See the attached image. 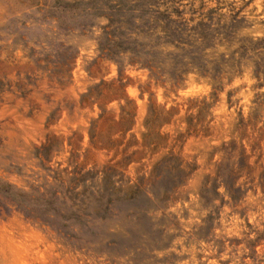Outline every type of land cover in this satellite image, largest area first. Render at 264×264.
I'll use <instances>...</instances> for the list:
<instances>
[{
  "label": "rangeland",
  "instance_id": "1",
  "mask_svg": "<svg viewBox=\"0 0 264 264\" xmlns=\"http://www.w3.org/2000/svg\"><path fill=\"white\" fill-rule=\"evenodd\" d=\"M86 13L185 40L118 63ZM0 264H264V0H0Z\"/></svg>",
  "mask_w": 264,
  "mask_h": 264
},
{
  "label": "trees",
  "instance_id": "2",
  "mask_svg": "<svg viewBox=\"0 0 264 264\" xmlns=\"http://www.w3.org/2000/svg\"><path fill=\"white\" fill-rule=\"evenodd\" d=\"M93 17L104 16L107 20L102 27L101 40L98 49L101 54L109 59L121 63L122 55H128L130 64L138 63L142 67L152 70L158 64L164 62L166 56L159 49L163 44H173L178 47L184 42L185 29L172 27L175 23L171 19V13H86ZM176 42V43H175ZM174 54L175 67L182 66V56L187 53ZM199 63V57L193 59ZM200 66V65H199ZM6 188L9 186L6 185Z\"/></svg>",
  "mask_w": 264,
  "mask_h": 264
}]
</instances>
